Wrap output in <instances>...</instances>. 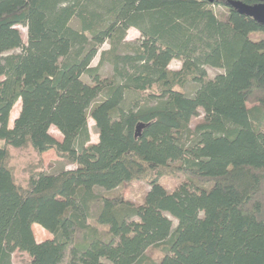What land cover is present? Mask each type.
Masks as SVG:
<instances>
[{
	"label": "trees",
	"instance_id": "trees-1",
	"mask_svg": "<svg viewBox=\"0 0 264 264\" xmlns=\"http://www.w3.org/2000/svg\"><path fill=\"white\" fill-rule=\"evenodd\" d=\"M232 1L0 0V264H264V23ZM29 145L75 167L20 183Z\"/></svg>",
	"mask_w": 264,
	"mask_h": 264
},
{
	"label": "rangeland",
	"instance_id": "rangeland-1",
	"mask_svg": "<svg viewBox=\"0 0 264 264\" xmlns=\"http://www.w3.org/2000/svg\"><path fill=\"white\" fill-rule=\"evenodd\" d=\"M23 37L27 40V28L25 26H20ZM141 33L136 28H130L127 32L126 41L138 43L141 39ZM110 47L109 42H105L101 47V50L108 49ZM100 60V53L95 57L92 62V65H97ZM181 61L175 59L171 62L170 67L173 69H179L181 67ZM104 75H110L112 73V67L110 64H105L102 68ZM220 69L208 67V74L210 77H214ZM86 77V75H85ZM87 78V77H86ZM188 92H191L194 89L193 84H189L185 88ZM21 109V100H19L10 116V126H13L15 118L18 116ZM195 120H193L194 122ZM89 128L91 133V141L97 142L99 140V134L95 126V120L89 118ZM51 133L57 138L61 139L62 134L55 127H52ZM10 151L12 154V165L14 167L15 176L18 182L25 184L29 178L31 172L33 171H47V172H58L62 168H74V164H69L61 157H59L55 150H49L47 152L39 153L32 146H27L24 148H15L10 146ZM184 176L174 177L166 175L162 177V182L168 188V190H173L174 187L182 180ZM149 189L147 182L142 180H136L130 183H125L119 188V191L127 197L130 201L134 203H140L144 199L146 191ZM34 233L38 241L45 240L52 237V234L47 231L44 227L39 224H34ZM13 261L15 264H31V257L27 252L16 250L13 253Z\"/></svg>",
	"mask_w": 264,
	"mask_h": 264
},
{
	"label": "water",
	"instance_id": "water-1",
	"mask_svg": "<svg viewBox=\"0 0 264 264\" xmlns=\"http://www.w3.org/2000/svg\"><path fill=\"white\" fill-rule=\"evenodd\" d=\"M213 2L214 0H209ZM232 4L249 16L254 17L257 21L264 23V3L262 4H246L241 1H232Z\"/></svg>",
	"mask_w": 264,
	"mask_h": 264
}]
</instances>
